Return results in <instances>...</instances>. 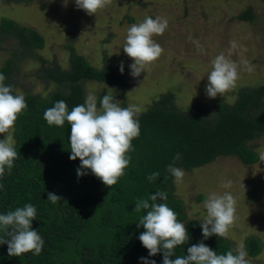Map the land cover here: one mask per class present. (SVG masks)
Listing matches in <instances>:
<instances>
[{
	"label": "trees",
	"instance_id": "1",
	"mask_svg": "<svg viewBox=\"0 0 264 264\" xmlns=\"http://www.w3.org/2000/svg\"><path fill=\"white\" fill-rule=\"evenodd\" d=\"M33 0H0V3L29 4ZM264 2V0H262ZM239 19L252 20L247 10ZM14 42L17 59L35 57L42 64L44 59L35 56L33 49L44 47V39L36 30L20 26L3 18L0 22V49ZM70 51V68L45 69V76L67 91H55L47 97L26 94L28 108L17 120L14 140L19 158L13 168L6 169L0 178V214L32 204L37 218L32 226L43 237L45 244L39 256L31 252L20 257L8 255V245H0V264H142L141 257L163 264V252L150 256L139 239L145 231L138 226L147 210L134 211L136 203L158 192L167 193V205L178 213L190 239L175 249V256L187 255V249L203 242L218 255L236 252L228 239L213 235L204 239L201 222L186 220L183 203L172 192L170 164L192 170L212 162L218 156H234L245 165L259 160L257 151L248 145L264 132V115L254 111L264 107V84L239 91L234 103H212L205 112L189 107L179 113L174 107L173 93L163 94L138 117L140 136L132 141L134 151L126 175L112 188L85 169L78 177L81 161L70 159L71 126H49L44 119L46 109L63 100L71 111L85 103L83 79L111 84L124 90V76L113 71L105 61L95 69L80 55ZM13 61L2 69L5 77L12 72ZM102 98H99V101ZM98 101V106H99ZM214 113V114H213ZM213 114V115H212ZM180 159L174 161L176 154ZM159 172L154 181L147 177ZM62 197L56 204L48 200V193ZM151 203V201H150ZM0 238H6L0 230ZM244 249L250 256L258 255L262 244L258 239L247 238ZM175 257H173L174 259Z\"/></svg>",
	"mask_w": 264,
	"mask_h": 264
},
{
	"label": "rangeland",
	"instance_id": "2",
	"mask_svg": "<svg viewBox=\"0 0 264 264\" xmlns=\"http://www.w3.org/2000/svg\"><path fill=\"white\" fill-rule=\"evenodd\" d=\"M247 10L251 11L252 20L239 19ZM149 16L166 18L169 22L165 34L155 37L164 53L155 66L133 77L130 65L134 61L123 51V45L128 28ZM3 18L36 30L44 39L42 49H33L35 56L44 59L43 64L35 57L17 59L13 55L18 49L14 42L0 49V73L7 61H13L12 72L4 82L13 87V94L47 97L55 91H67V87L46 77L44 72L45 69L70 68L67 45L95 69H101L107 61L127 83L122 90L111 84L83 79L80 84L84 100L89 92L97 96V103L103 95L111 94L121 101L122 107H139L140 114L166 93H173L174 107L179 113L189 107L205 112L212 103L232 104L240 90L264 84L262 0H112L97 16L78 9L75 0H68L67 5L65 0H33L29 4L0 3V22ZM189 37L199 41L202 52L197 51ZM231 42L237 47L232 48ZM221 53L240 65V79L234 92L209 98L207 75L212 60ZM244 60L254 71L244 70L241 63ZM254 115H264V107L254 111ZM4 138L5 135L0 134V140ZM248 145L259 155L255 164L245 165L234 156H218L199 168L189 171L181 168L185 172L183 182L176 184L172 177L171 185L174 197L183 203L186 220L198 222L206 217L204 202L210 194L231 192L237 201L238 220L226 239L231 241L235 252L241 246L244 249L247 238L258 239L262 244L261 252L256 256L247 254L246 259L250 264H264V159H261L264 132L248 141ZM229 180L232 187L223 188L222 184Z\"/></svg>",
	"mask_w": 264,
	"mask_h": 264
},
{
	"label": "clouds",
	"instance_id": "3",
	"mask_svg": "<svg viewBox=\"0 0 264 264\" xmlns=\"http://www.w3.org/2000/svg\"><path fill=\"white\" fill-rule=\"evenodd\" d=\"M67 2L68 0H65V5ZM75 3L78 9H83L88 15L97 16L112 4V0H75ZM168 27L166 18L149 16L128 28L123 51L134 61L130 65L133 77L147 72L161 58L164 49L155 37L163 36ZM189 40L198 52L203 51L198 40L192 37H189ZM231 47H237L235 42H231ZM211 63L212 68L207 75V96L224 97L227 93L234 92L240 79V65L224 53L217 55ZM241 63L247 72L254 71L248 61ZM120 71L124 72L123 62L120 64ZM5 80L6 77L0 73V134L5 135V138L0 140V178L4 177L6 169L10 171L13 168L14 161L19 158L13 134L18 118L28 108L24 95L13 94V87L6 85ZM139 115V107H122L121 101L111 94L103 95L98 107L97 96L89 92L85 103L75 106L71 111L63 100L56 102L54 107L46 109L44 119L49 126L62 127L66 121L71 126L70 159L75 161L79 158L81 161L77 169L78 177L87 174L85 169H90L105 186L112 188L126 175V169L130 165L129 154L134 151L132 141L140 136ZM179 159L180 154L177 153L174 161ZM261 159H264V153H261ZM167 171L175 178L174 183L183 182L185 172L181 168L170 164ZM159 176V172H154L147 179L151 182ZM2 187L3 185H0V188ZM222 187L231 188L232 181H226ZM48 200L56 204L62 197L49 192ZM166 200L167 193L158 191L149 199L138 201L134 209L136 212L147 210L138 226L145 229L139 239L150 256L163 252V264H250L242 246L235 254L228 251L218 255L216 251L200 242L188 248L187 255L175 256V249L185 245L190 236L185 224L178 220V213L167 203L158 202ZM204 208L206 217L201 219L204 239L213 235L226 239L238 220L237 201L234 196L228 191L223 194H210L204 202ZM36 218L37 210L32 204L16 208L7 214H0V230L6 236L0 238V245H8L9 256L20 257L29 252L39 256L42 253L45 241L32 226ZM141 261L142 264H156L155 260L149 261L143 257Z\"/></svg>",
	"mask_w": 264,
	"mask_h": 264
}]
</instances>
